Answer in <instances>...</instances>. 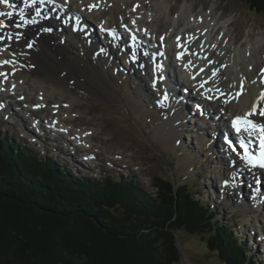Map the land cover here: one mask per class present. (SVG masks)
Instances as JSON below:
<instances>
[{
  "label": "bare ground",
  "instance_id": "obj_1",
  "mask_svg": "<svg viewBox=\"0 0 264 264\" xmlns=\"http://www.w3.org/2000/svg\"><path fill=\"white\" fill-rule=\"evenodd\" d=\"M133 1L28 0L30 6L26 7L24 0H8L14 8L6 3L4 7L0 5V13H13L11 17L0 16L5 25L0 27V96L15 100L14 105L24 114L27 113L21 107L38 116L39 112L27 106L44 113L45 118L38 116L40 120L27 115L40 131L45 123L49 134L60 132L58 139L74 142L81 152H87V135L92 132L65 124L73 103L86 94V88L111 91L102 74L114 72L116 75L109 79L123 82L128 75H137L135 68L139 69L150 79V86L139 90L152 97H146L150 99V124L166 130L181 149L191 144L195 160L221 164L238 179L234 180L237 194L226 197L238 203L240 209L250 208V221L262 226L264 247V177L217 146L221 128L233 117L249 116L264 124V53L256 56L263 39L244 48L235 40L230 42L229 21L217 39L213 37L218 19L211 11L192 14L183 8L172 17L168 0ZM87 21L94 23L97 31L111 29L113 34L98 41ZM115 57H121L123 62ZM25 70L28 72L21 76ZM33 70L42 75L32 77ZM171 71L179 83L172 81ZM165 74L171 81L164 78ZM178 84L181 90L189 89L190 94L183 95ZM66 93L69 101L65 104L62 98ZM6 99L0 103L1 111L16 116L8 111ZM18 99L24 106L16 104ZM19 122L23 124L21 118ZM181 138L186 140L181 142ZM90 153L81 157H94ZM223 156L227 159H221ZM239 173L241 177H237Z\"/></svg>",
  "mask_w": 264,
  "mask_h": 264
},
{
  "label": "trees",
  "instance_id": "obj_2",
  "mask_svg": "<svg viewBox=\"0 0 264 264\" xmlns=\"http://www.w3.org/2000/svg\"><path fill=\"white\" fill-rule=\"evenodd\" d=\"M239 1L264 13V0ZM153 187L75 177L0 132V264H177V230L207 234L223 264H262L203 195L180 179Z\"/></svg>",
  "mask_w": 264,
  "mask_h": 264
},
{
  "label": "rangeland",
  "instance_id": "obj_3",
  "mask_svg": "<svg viewBox=\"0 0 264 264\" xmlns=\"http://www.w3.org/2000/svg\"><path fill=\"white\" fill-rule=\"evenodd\" d=\"M168 1L172 17L183 8L192 14L211 11L212 16L218 19V30L215 35L213 34L215 39L225 30L224 23L229 21L230 42L235 40L237 45L245 48L250 42L254 44L261 39L264 41V13H254L244 2L239 0ZM262 45V49L256 56L264 53V42ZM120 58L115 57V60L120 61ZM96 66L100 67V64ZM135 70L137 75H128L125 81L117 80L115 83L109 79L110 76L116 75L114 72L109 73V76L102 74V78L110 85L112 92L104 93L93 88H86L84 89L86 94L82 93L81 98L73 103L71 116L66 119L68 121L65 124L92 132L87 135L88 140L90 139L87 152H81L74 142L68 143L61 138L58 139L57 135L60 132L55 131V134H49L45 123L42 124L43 131H40L28 115L33 117V120H40L45 118V114L27 106L39 112L38 116L41 117L38 118L26 108L21 107L24 104L18 99L16 104L28 115L24 114L14 105L15 100L12 101L6 97L7 100L4 95L0 96V103L6 99L10 106L8 111L14 112L16 116L0 111V132L11 138L13 143L22 147L28 146L42 159L49 157L55 164H60L73 173L75 177L100 180L107 173L115 176H132L137 178L139 184L150 193L155 192L153 182L156 177L180 179L197 191L198 197L206 194L203 200H208L210 205L214 204L216 220L224 224L233 223L237 231L234 236L250 247L252 256H255L253 255L255 252L264 263V247L261 244L260 232L262 226L260 224L258 226L255 221H250L252 216L250 211L240 209L238 203L232 202L224 194L222 196V189L217 178L222 174L224 177V169L213 162L204 163L200 159L195 160L196 153L193 152L191 144L184 145L181 149V145L178 146L171 140L166 130L158 129L150 124V105H147L150 99H146L148 94L139 92L143 87L150 86V79H146L139 69ZM27 72V70L22 71L20 75L23 76ZM30 73L32 77L42 75L36 70ZM28 82L26 85L29 86L30 78ZM181 92L184 94L183 90ZM67 94L62 98L65 104L69 101ZM57 99H59L58 95ZM50 103L52 104L53 101L50 100ZM137 106L141 108V111ZM19 118L23 124L19 122ZM186 139L181 138L180 141ZM73 145L75 147L72 148ZM88 152L94 156L90 169H87L88 164L81 157ZM175 237L180 253L177 264H223L216 252L207 248V234H188L184 230H177Z\"/></svg>",
  "mask_w": 264,
  "mask_h": 264
},
{
  "label": "snow or ice",
  "instance_id": "obj_4",
  "mask_svg": "<svg viewBox=\"0 0 264 264\" xmlns=\"http://www.w3.org/2000/svg\"><path fill=\"white\" fill-rule=\"evenodd\" d=\"M0 2H3V3H6V4H8V0H0ZM24 2H25V6L26 7H29L30 5L28 4V0H24ZM8 6L9 7H12V8H14L15 7V5H13V4H8ZM3 15H7L8 17H11L12 15H13V13L12 12H9V13H0V16H3ZM21 16H22V13H21ZM3 22L2 21H0V24H2ZM261 167H264V163H262L261 164Z\"/></svg>",
  "mask_w": 264,
  "mask_h": 264
}]
</instances>
